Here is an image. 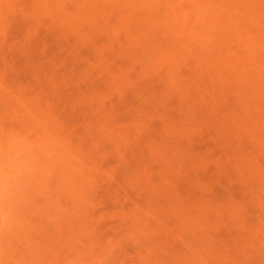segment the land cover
I'll use <instances>...</instances> for the list:
<instances>
[{
    "label": "rangeland",
    "instance_id": "obj_1",
    "mask_svg": "<svg viewBox=\"0 0 264 264\" xmlns=\"http://www.w3.org/2000/svg\"><path fill=\"white\" fill-rule=\"evenodd\" d=\"M0 264H264V0H0Z\"/></svg>",
    "mask_w": 264,
    "mask_h": 264
}]
</instances>
